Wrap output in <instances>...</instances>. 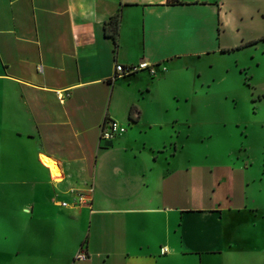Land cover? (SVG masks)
Masks as SVG:
<instances>
[{"label":"crops","instance_id":"1","mask_svg":"<svg viewBox=\"0 0 264 264\" xmlns=\"http://www.w3.org/2000/svg\"><path fill=\"white\" fill-rule=\"evenodd\" d=\"M117 14L115 43L105 24ZM217 54L264 79V0H0V160L52 186L44 154L60 166L56 184L76 186L75 197L90 190V206L73 215L76 253L50 248L47 264H264V188L250 186L252 163L220 151L215 160L190 139L197 60L212 58L213 80L231 69ZM143 60L154 74L117 76V64ZM113 120L125 131L102 139ZM209 137L218 138L196 142ZM84 237L89 258L75 260Z\"/></svg>","mask_w":264,"mask_h":264},{"label":"rangeland","instance_id":"2","mask_svg":"<svg viewBox=\"0 0 264 264\" xmlns=\"http://www.w3.org/2000/svg\"><path fill=\"white\" fill-rule=\"evenodd\" d=\"M231 17L247 29L248 23L243 21L242 14L235 11ZM260 31L257 29L256 32H263ZM216 58L221 69L226 64L231 66L225 79L213 80L216 73L210 66L212 58L197 60L203 72L198 86L203 92L201 96H196L200 110L191 112L194 134L190 135V139H193V148L201 153H210L215 160L222 158L217 151L232 162H245L248 158L253 168L249 178L254 179L250 186L263 189L264 179L259 177H264V99L257 102L251 99L256 95L252 91L264 92V79L255 81L250 78L254 85L250 86L245 83L246 74L233 68L232 55L217 54ZM207 79L211 86L202 83ZM254 105L257 107L254 108ZM209 134L222 141L209 137L200 144L196 142V139L202 140ZM1 145H4L2 141ZM205 161L210 160L205 158ZM20 162L25 165L24 158L21 157ZM0 164L6 170L0 174V264H47L52 257L50 248L58 249L62 255L63 249L76 253V208L62 207L55 201L74 203L77 195L87 193V190H76L75 197L69 189L76 186L56 184L58 182L53 179L52 186H41V182L36 186L24 169L19 171L13 167L11 173L8 160H0ZM69 183L75 185L72 180ZM260 192V196L263 195ZM257 193L254 192L253 197H258ZM85 222L87 229L88 220ZM80 231L84 236L83 227Z\"/></svg>","mask_w":264,"mask_h":264},{"label":"built area","instance_id":"3","mask_svg":"<svg viewBox=\"0 0 264 264\" xmlns=\"http://www.w3.org/2000/svg\"><path fill=\"white\" fill-rule=\"evenodd\" d=\"M141 70H149L151 73L155 72V67L150 62L143 60L137 64H130V65H123V64H117L116 65V71L117 76H123L132 74ZM125 131V127L121 126L116 120L110 121L108 124V127H104L102 129L101 138L106 140H112L115 136ZM89 191L87 193H80L77 195V199L74 203H69L67 201H63L61 203L64 207H72V208H79L82 206H90V197ZM168 252V247L166 245L161 247V253L165 254ZM77 258L79 260H86L88 259V254L85 250H81L77 254Z\"/></svg>","mask_w":264,"mask_h":264},{"label":"trees","instance_id":"4","mask_svg":"<svg viewBox=\"0 0 264 264\" xmlns=\"http://www.w3.org/2000/svg\"><path fill=\"white\" fill-rule=\"evenodd\" d=\"M168 3H170V4H178V3H182V0H168ZM119 22H120V17H119V14H117V15H115V16H113L111 19H110V21L109 22H106V24H105V32H106V35L107 36H110V37H112L113 39H114V41H115V43L117 42V34H118V29H119ZM258 41V39H254V40H251V41H249V42H246L245 44H241V45H239V46H237V47H235V48H240V47H244V46H248V45H251V44H254V43H256ZM234 49V47L233 48H226V49H224V51H231V50H233ZM154 67H155V65H154ZM141 71H143V70H141ZM156 71V70H155ZM248 70L246 69V68H241V72H244L245 74H246V76H245V83H248V85H250V86H254V85H252L251 84V82L249 81V79L250 78H252V75L251 74H249L248 72H247ZM138 72H140V71H138ZM138 72H135V73H132V74H128V75H133V74H136V73H138ZM150 72V71H149ZM151 73V72H150ZM155 73V72H154ZM154 73H152V74H154ZM128 75H123V76H128ZM252 94L254 95V94H256V95H254L253 97H252V102H257V101H259V100H263L264 99V92H259V93H255V91H252ZM255 107H257L256 105H254V108ZM134 110H133V107L131 108V110H130V119L132 120V121H137L138 120V118L140 117V113H138L137 115H134V112H133ZM66 208V207H65ZM81 250H85L86 251V253L88 254V258H89V252H88V247H87V243H86V238L83 240V243H82V245L80 246V248H79V250L77 251V254H78V252H80ZM77 254L74 256V259L75 260H79L78 258H77Z\"/></svg>","mask_w":264,"mask_h":264},{"label":"bare ground","instance_id":"5","mask_svg":"<svg viewBox=\"0 0 264 264\" xmlns=\"http://www.w3.org/2000/svg\"><path fill=\"white\" fill-rule=\"evenodd\" d=\"M41 159L49 166V169L53 175L54 180H61V169L60 166L58 165V162L51 157H48L46 155H41Z\"/></svg>","mask_w":264,"mask_h":264}]
</instances>
